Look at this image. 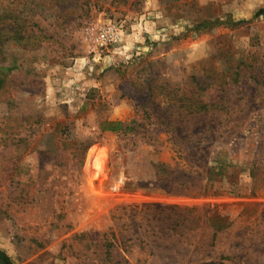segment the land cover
Here are the masks:
<instances>
[{
    "label": "rangeland",
    "instance_id": "obj_1",
    "mask_svg": "<svg viewBox=\"0 0 264 264\" xmlns=\"http://www.w3.org/2000/svg\"><path fill=\"white\" fill-rule=\"evenodd\" d=\"M0 245L264 264V0H0Z\"/></svg>",
    "mask_w": 264,
    "mask_h": 264
},
{
    "label": "built area",
    "instance_id": "obj_2",
    "mask_svg": "<svg viewBox=\"0 0 264 264\" xmlns=\"http://www.w3.org/2000/svg\"><path fill=\"white\" fill-rule=\"evenodd\" d=\"M122 30L117 23H110L102 27L95 39V43L98 47H107L108 45H114L121 40Z\"/></svg>",
    "mask_w": 264,
    "mask_h": 264
},
{
    "label": "trees",
    "instance_id": "obj_3",
    "mask_svg": "<svg viewBox=\"0 0 264 264\" xmlns=\"http://www.w3.org/2000/svg\"><path fill=\"white\" fill-rule=\"evenodd\" d=\"M103 129L117 132L124 129V122L121 120H106L103 122ZM127 128V127H125ZM157 168H162V165H157ZM0 264H15L12 257L0 245Z\"/></svg>",
    "mask_w": 264,
    "mask_h": 264
}]
</instances>
